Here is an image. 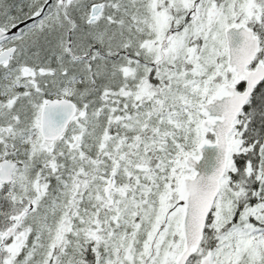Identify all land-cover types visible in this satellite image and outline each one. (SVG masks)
I'll return each mask as SVG.
<instances>
[{
	"label": "snow or ice",
	"instance_id": "1",
	"mask_svg": "<svg viewBox=\"0 0 264 264\" xmlns=\"http://www.w3.org/2000/svg\"><path fill=\"white\" fill-rule=\"evenodd\" d=\"M0 264H264V0H0Z\"/></svg>",
	"mask_w": 264,
	"mask_h": 264
},
{
	"label": "water",
	"instance_id": "2",
	"mask_svg": "<svg viewBox=\"0 0 264 264\" xmlns=\"http://www.w3.org/2000/svg\"><path fill=\"white\" fill-rule=\"evenodd\" d=\"M206 159H211V153L209 152V153H207V156H206Z\"/></svg>",
	"mask_w": 264,
	"mask_h": 264
}]
</instances>
